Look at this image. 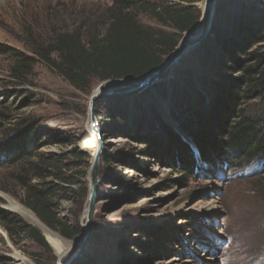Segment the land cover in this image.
<instances>
[{
	"label": "rangeland",
	"instance_id": "374dc122",
	"mask_svg": "<svg viewBox=\"0 0 264 264\" xmlns=\"http://www.w3.org/2000/svg\"><path fill=\"white\" fill-rule=\"evenodd\" d=\"M115 1L0 0V44L36 60L28 69V77H17L13 71L15 59L0 52V146L14 141L31 121L38 134L29 146L32 152L41 146L40 154H68L72 148L67 143L76 142V148L90 154L89 160L81 162V169L88 172L100 143L97 151H93L82 147L84 141L95 134L94 127L107 137L99 161L102 183L94 214L91 216L88 211L89 173L86 178H74L80 184L64 187L59 206L54 210L59 212L60 222L66 221L74 230L79 229L76 237L63 233L60 225L44 224L23 204L25 193L17 179L18 166L7 163L0 166V208L13 214L22 226L40 229L39 225H43L42 233L50 245V250H45L18 235L17 224L10 226L13 231L10 237L0 224V264H121L120 256L137 264H264V176L250 177L253 166L246 165L228 166L226 176L217 178L211 163L208 167L199 166L201 173L197 177L180 174L157 159L143 157L140 152L144 146L133 140L131 123L127 121L152 119L154 125L179 130L178 118L185 120L189 113L193 114L190 109L199 107L202 91L212 92L213 81L228 85L239 77L235 70H222V61L211 56L216 53L214 44L206 46L210 34L176 60L165 71L163 80L132 97H103L95 103L94 112V97L102 92H130L140 85L133 84L131 79L93 80L89 90L81 91L32 53L34 40L44 43L52 32L71 27L72 22L76 26L87 18L91 22L105 21V13ZM189 1L194 0H146V3L174 2L177 7H195L202 21L207 12L204 6L211 0ZM221 1L229 10L221 9ZM215 5L213 24L218 18L229 19V11L237 4L234 0H217ZM252 6L262 8L256 3ZM138 19L154 30L174 32L143 9ZM205 24L203 21L185 39L183 34L181 46L198 36ZM191 102L197 104L192 106ZM259 107L260 104L253 103L252 109L258 111ZM115 111L121 117L114 118ZM93 115L97 120L94 125ZM119 118H126V122ZM154 134L164 135L159 130ZM106 155L112 157L115 165L105 162ZM220 170L225 172V167L222 165ZM70 174L75 177L74 172ZM241 174L243 177H238ZM45 182L50 184L53 179ZM11 199L31 211L40 224L14 212ZM150 232H158V242L163 241V252L157 248L155 256L137 248L138 243H158ZM51 236L61 237L72 245L60 255L49 240Z\"/></svg>",
	"mask_w": 264,
	"mask_h": 264
},
{
	"label": "trees",
	"instance_id": "16d2710c",
	"mask_svg": "<svg viewBox=\"0 0 264 264\" xmlns=\"http://www.w3.org/2000/svg\"><path fill=\"white\" fill-rule=\"evenodd\" d=\"M234 1L237 5L229 11V19L218 18L212 25L208 36L211 39L207 40L206 46L214 44L216 54L211 56L222 61V70H235L239 77L228 85L213 81L210 86L212 92L202 91L199 95V107L194 108L197 103L191 102L193 107L188 109L193 110V114L189 113L185 120L178 118L179 130L164 124L154 125L152 119L127 120L131 123L133 140L144 146L140 154L157 159L180 174L197 177L201 173L199 166L208 163L215 166L217 173H224L220 169L226 163L233 168H243L264 162V0ZM255 3L262 8L255 9L252 6ZM222 4L221 9L229 10V6ZM142 9L174 32L158 31L142 24L138 19ZM81 21L76 26L72 22L71 27L52 32L44 43L34 40L32 53L74 87L87 91L93 80L136 81L150 74L176 50L182 35L199 23L200 12L191 6L177 7L174 2L154 5L146 3V0H117L105 13V21L91 22V18ZM0 52L15 59L13 71L17 77H28V69L35 65V58H28L2 44ZM253 103L260 104L258 111L252 109ZM96 111L100 115L97 108ZM116 111L113 112L114 118L121 117ZM119 119L126 122V118ZM98 122L104 125L103 121ZM28 123L14 141L0 146V166L4 163L18 166L20 173L17 179L25 193L23 204L44 224L51 227L60 225L63 233L79 236V229L74 230L66 221L60 222L59 212L54 213V210L59 206L64 187L77 182L80 184L81 181L75 179L86 178L88 172L81 169V162L89 160L90 154L76 148L77 143L70 141L67 146L72 149L68 154H40L41 146L32 152L29 146L38 134L34 123ZM155 130L164 135L156 136ZM101 140L107 141L102 132ZM104 160L109 162V166L115 165L109 155ZM70 172H74L75 177ZM261 176H264L263 166L250 177L258 179ZM50 177L53 182L46 184ZM0 224L10 237H13L10 226L17 224L20 229L18 235L50 250L40 229L22 226L13 214L1 208ZM150 233L155 242L160 240L158 232ZM158 243H138L137 248L155 256L157 248L162 250L163 241ZM120 261L121 264H137L122 256Z\"/></svg>",
	"mask_w": 264,
	"mask_h": 264
},
{
	"label": "water",
	"instance_id": "95a60500",
	"mask_svg": "<svg viewBox=\"0 0 264 264\" xmlns=\"http://www.w3.org/2000/svg\"><path fill=\"white\" fill-rule=\"evenodd\" d=\"M217 0H211V3H209V5L206 7L207 8V12L205 11V16L204 19H202V21H200L192 30H190L189 32L184 33V39L186 38L187 34H192L194 32V30L196 29L197 26L202 25L203 21L204 23H206L205 27L203 28V30L201 31V33L196 36L193 37V39L191 40V42H189L188 44H186L185 46H181L182 41L178 44L176 50L171 53L169 55V59L167 61H164V63L154 69L150 74H148L147 76L134 81L133 80V84H139L140 86L135 87L133 90H131L130 92H126V91H107L105 92L106 94L102 95L101 97H99V99L103 98V97H132L135 96L137 93L142 92L148 88H150L151 86H153L156 82H159L161 80H163V76L165 74V71L171 67L174 62L182 57H184L187 52H189L191 49H193L194 47L198 46L206 37L209 36L210 34V30L212 28L213 25V20H214V16H215V12H216V5L215 2ZM209 9V10H208ZM119 81H126L125 80H119ZM109 82V81H106ZM98 98H94L93 103H92V111L94 112V108H95V103L99 100ZM92 122L93 125L97 122L95 116H92ZM95 132H97V134L99 135V143H100V148L99 150L96 152L95 156H93V162L91 163V167L88 171L92 172V179H93V183L95 185V189L93 192V196L90 198V201H92V206L90 207V209H94L98 198H99V187H98V183H99V176H98V171L101 170L99 167V161H100V156L103 150V141L101 140V132H99V129L97 127H94ZM80 148V147H77ZM197 158V157H196ZM85 212H87V210L85 209ZM40 230L42 232H44L45 227L43 225H39ZM85 247H83V252H85Z\"/></svg>",
	"mask_w": 264,
	"mask_h": 264
},
{
	"label": "bare ground",
	"instance_id": "6f19581e",
	"mask_svg": "<svg viewBox=\"0 0 264 264\" xmlns=\"http://www.w3.org/2000/svg\"><path fill=\"white\" fill-rule=\"evenodd\" d=\"M207 3V2H206ZM205 3V4H206ZM207 7V5L204 6V9ZM191 41V40H189ZM189 42H185L184 44H188ZM183 44V45H184ZM106 94L105 92H102L100 96H96L94 98H98L101 97L102 95ZM100 100V99H99ZM94 130V128H93ZM95 132V130H94ZM94 134V133H93ZM89 135L86 140L84 141L83 143V146L82 147H87V148H91L93 151H97L98 149V146H99V141H98V134L97 132H95V134L93 135ZM100 135V134H99ZM89 179H90V182H91V185H90V197H89V205L92 206V201H90V198L93 196V192H94V189H95V185L93 183V179H92V172H89ZM99 176V183H98V187H100L101 183H102V180H101V177L100 175L98 174ZM99 195V194H98ZM91 203V204H90ZM10 207L11 209L18 213L19 215L23 216L24 218H27L37 224H40L39 220L36 218V216L31 212L29 211L25 206H23L21 203H19L18 201H15L13 199L10 200ZM95 208H96V205L94 207V209H90L89 208V215H93L94 214V211H95ZM87 209V208H86ZM49 240L50 242L52 243L53 247L56 249V251L60 254V255H63L65 252L68 251L69 247L72 245L70 241L68 240H65L63 238H58V236H51L49 237Z\"/></svg>",
	"mask_w": 264,
	"mask_h": 264
},
{
	"label": "built area",
	"instance_id": "2783aa9c",
	"mask_svg": "<svg viewBox=\"0 0 264 264\" xmlns=\"http://www.w3.org/2000/svg\"><path fill=\"white\" fill-rule=\"evenodd\" d=\"M99 129V128H98Z\"/></svg>",
	"mask_w": 264,
	"mask_h": 264
}]
</instances>
